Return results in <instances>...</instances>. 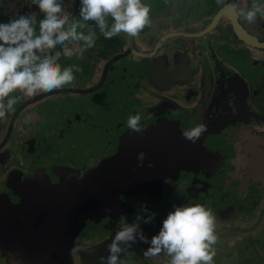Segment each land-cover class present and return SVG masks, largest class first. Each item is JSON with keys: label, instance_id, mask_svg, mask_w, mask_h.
<instances>
[{"label": "flooded vegetation", "instance_id": "obj_1", "mask_svg": "<svg viewBox=\"0 0 264 264\" xmlns=\"http://www.w3.org/2000/svg\"><path fill=\"white\" fill-rule=\"evenodd\" d=\"M142 2L151 26L136 37L106 40L88 22L82 31L95 33L94 47L82 60L60 61L82 68L71 86L13 94L20 99L0 122L3 263L30 264L15 262V242L38 227L53 240L60 227L71 248L93 234L71 264H99L88 252L110 239L121 215L131 223L141 204L156 213L141 225L149 239L173 205L201 204L216 232L240 233L217 252L248 251L245 231L264 215V48L241 41L225 16L212 23L232 3L246 9L261 0ZM63 3L79 19V0ZM30 11L39 13L31 0H0V23ZM235 18L264 43V18ZM137 113L143 131L133 133L127 121ZM200 124L206 131L195 144L183 137ZM144 251L124 256L132 264H168L163 254L146 258Z\"/></svg>", "mask_w": 264, "mask_h": 264}, {"label": "clouds", "instance_id": "obj_2", "mask_svg": "<svg viewBox=\"0 0 264 264\" xmlns=\"http://www.w3.org/2000/svg\"><path fill=\"white\" fill-rule=\"evenodd\" d=\"M225 0H216L223 5ZM39 13L30 11L15 13L6 23H0V122L14 111L22 93L32 97L37 93H52L54 90L71 86L74 73L82 72L78 65L61 66V59L76 55L84 59V53L94 47V32L85 35L82 31L88 22H94L100 34L111 40L121 33L129 37L138 36L145 27L151 26L150 6L142 0H79V19L64 7L63 0H31ZM228 10L237 17H243L249 24L257 17L264 18V4L253 2L249 8L236 3ZM42 15V19H37ZM111 20V23H109ZM69 44H79L75 51ZM141 116H130L127 127L133 133H140ZM206 131L200 124L183 133V137L195 144ZM81 172L77 179H83ZM110 213L111 209H105ZM156 213L146 204H141L129 223L128 217L118 218L117 231L107 245L108 256L99 257L100 264H123L121 256L137 242L147 244L146 258L163 254L168 264H213L218 241L215 231V217L211 210L201 204L173 205L162 221L157 234L149 239L141 225L154 222ZM79 252L77 246L70 254Z\"/></svg>", "mask_w": 264, "mask_h": 264}, {"label": "water", "instance_id": "obj_3", "mask_svg": "<svg viewBox=\"0 0 264 264\" xmlns=\"http://www.w3.org/2000/svg\"><path fill=\"white\" fill-rule=\"evenodd\" d=\"M229 13L231 12L228 10V8L222 9L215 16L212 24H214L220 16H225L230 20L233 31L241 41L247 44L264 48V43H259L256 39L249 36L245 29L237 23L235 16H231L232 14L229 15ZM38 228L39 229L37 230V234L34 230L32 231V233L27 235L26 239L24 237L21 241L17 240L15 242L14 245L19 246L18 255L15 259V262H27L30 264H71V242L64 238V236H58L60 227H54L53 240H51L50 237L47 238L45 236L44 232H42V229H44L43 227ZM115 233L103 245L97 247L96 249L90 250L88 252L89 259L97 260L101 256L107 257L109 254L107 250V245L111 243ZM144 233L146 236H148L146 232ZM148 246L149 245L147 244L137 242L136 244H133L131 248H129L127 251L132 250L137 252V249L140 247H143L144 250H146Z\"/></svg>", "mask_w": 264, "mask_h": 264}, {"label": "rangeland", "instance_id": "obj_4", "mask_svg": "<svg viewBox=\"0 0 264 264\" xmlns=\"http://www.w3.org/2000/svg\"><path fill=\"white\" fill-rule=\"evenodd\" d=\"M261 4H264V0H261ZM264 215H261V219L259 223H255L249 228L246 229V233L249 234L246 239H249V247L247 248L248 251H225L221 249V252H217L216 245L223 243L225 240L235 238L239 232H216L218 236V241L214 245L216 250V255L213 260V264H264ZM263 217V218H262ZM250 225V224H249ZM248 226V225H247ZM246 226V227H247ZM258 228V229H257ZM92 232L86 235V237L81 238L78 243L77 247L80 248L82 246H87L89 243V238L92 237ZM244 242L242 245H245ZM239 247V246H238ZM220 248V247H218ZM217 248V249H218ZM163 258L167 259L165 256ZM123 264H132L135 262L134 258L125 255L122 259ZM168 260V259H167ZM168 263V261H167ZM0 264L3 263V260H0Z\"/></svg>", "mask_w": 264, "mask_h": 264}]
</instances>
